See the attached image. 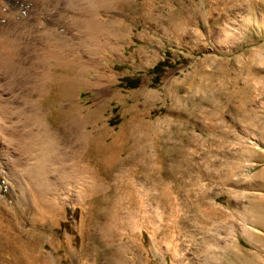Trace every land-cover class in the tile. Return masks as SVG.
Here are the masks:
<instances>
[{
	"label": "rangeland",
	"instance_id": "374dc122",
	"mask_svg": "<svg viewBox=\"0 0 264 264\" xmlns=\"http://www.w3.org/2000/svg\"><path fill=\"white\" fill-rule=\"evenodd\" d=\"M49 1L19 0L15 3V0H0V38L2 37V40L0 39V64L2 63L0 66V128H2L0 131H2L0 133L5 135L6 132L5 140L9 138L12 142L10 144L7 139L9 144L6 141L2 144L4 150H0L5 155H10L11 169L15 172L12 184L5 175L7 168L3 167L0 158L2 167H0V196L8 199L4 200V203L0 200L3 203L0 202V223L4 225L11 220L16 229L18 228V235L21 238L29 240L32 237V240L34 238L38 240L37 247L47 241V249L54 256L52 264H264V245L260 242L254 244L242 236L232 241L231 237L229 238L239 235L243 224L245 227H251V220L245 218V214H248L247 209L251 202L257 201L255 196L256 199L264 200L262 198L264 196L262 184L264 182V0ZM2 3H6L5 6ZM49 5L56 10V12L54 9L52 11L54 20L49 19L50 24L53 25L57 22L59 24L66 22V18L62 16V9L67 8L71 14L75 13L77 16L84 11L88 14L91 12L93 16L85 13L84 15L87 16L83 15L91 22L97 12L100 15L96 17L97 22L101 23L105 19L101 30H96L103 32L97 34L98 40L101 41L97 43H102L99 44L100 46L95 44L100 47L99 50L96 49L97 47L94 48L92 41L89 46L83 44L85 40L97 36L93 31V36L87 37L90 29L91 32L93 29L90 21L88 25L91 27L87 28V23H85L87 27L83 23L87 21L86 18L79 15L85 21L81 19L78 24L80 23L81 26L84 24L86 27L84 29H88V34L84 36L83 32L81 33L83 27L78 26L77 21L72 22L71 25L75 42L78 40V45L74 44L76 48L78 47L77 50L80 52L81 45L86 47L84 58L92 62L100 55L101 61L105 63L102 80L94 82L92 75H89L86 77L90 80L89 83L74 91L73 95L76 96L74 98L79 100L78 107L80 109L85 107L82 111V119L78 116L80 119H74L75 114L74 118H70L71 115L67 118L68 114L63 117L64 113L61 111L69 104L68 99L48 105L45 96L39 99L40 92L37 95L38 92L33 89L37 87L33 81L37 79L33 76L37 74L35 71L42 73L46 69L45 65L53 62L48 54H59V49L64 44L61 38L47 42L48 37L39 28L41 24H36V20L37 23L48 21L50 16L46 10ZM12 8L17 10L10 11ZM4 10L10 12L7 11L8 14H5ZM8 19L10 20L6 21ZM32 23L33 25H30ZM57 29L66 31L61 25ZM79 35L85 38V42L83 37L80 40ZM9 37L14 38V41H9L7 46ZM96 40L95 38L94 41ZM82 48L80 49L83 50ZM40 55L42 57L48 55L49 58L43 59ZM41 61L43 62L40 63ZM38 63L43 68H39ZM7 64H11L12 66L9 65L11 68H8ZM3 65H6L4 70ZM97 81L99 84H96ZM34 92L37 93L36 96ZM114 93H118L120 98H112L111 95ZM31 94L33 97H30ZM32 98H35L38 105L34 104L35 100ZM38 107H40L39 111ZM47 108H51L52 110L49 111L54 114L63 113L54 124L47 115L48 111L45 113ZM28 110L31 111L29 115ZM36 112L39 114L37 115ZM35 115L42 116L37 118ZM70 119H74L76 125L73 120L70 122ZM129 119H132L129 128L131 141L128 139L127 144L120 145L119 159L117 158L112 172L105 174L104 179L101 177L102 174L99 175L100 177L98 175L91 177L92 174L90 176L93 180L103 179L98 182L105 187V189L103 187L104 193L101 191L98 195L92 196L99 198L97 209L100 217L91 224L89 218H86L90 210V200L83 201L81 205L74 201L75 195H63V192L68 193L69 190L71 193L78 192V187L72 182L70 173L73 151L67 143H71L70 139L74 137L76 131L74 127H78L81 120V124L87 122L83 126L91 132L92 136L87 132L91 139L96 137L98 128L104 130L105 123L107 128L118 131L120 129L118 127ZM49 121L51 125L53 124L51 130L54 131V128L56 130L55 141L59 138V144L50 145L49 153L51 152L50 156L53 159L48 155V157L45 155L47 158L44 159L43 156V172H46H42L41 186L45 188L43 191L50 189L57 200L66 201L63 204L66 206L60 209L56 217L37 220L38 222L34 223L33 209L40 206L31 188L35 169L32 168L34 163H30L32 159L36 160L37 150L31 149L34 146L29 144L31 137L28 135L32 129L44 130V124H49ZM96 122L98 128L93 133ZM92 124L94 128L91 127ZM68 127L69 131L66 130ZM91 128L93 131L90 130ZM72 129L75 131L73 132ZM64 130L67 132L65 133ZM126 130L128 129L125 127L124 132ZM20 131L26 135L24 136ZM17 138L19 142H15ZM21 141L23 147L20 146ZM29 148L33 153L29 152L31 151ZM240 150L242 153L244 150L246 155L241 158L240 167H237L234 155L241 152ZM28 152L34 154L35 159ZM28 154L32 156L29 158L30 163L27 159ZM66 154H68L67 163ZM59 155L63 157L59 159ZM83 159L79 157L82 161L79 164L88 165V160L83 161ZM61 160L64 162L62 163ZM26 161L32 166L29 167ZM61 163L62 165L66 163V167ZM90 164L92 165L89 160ZM29 169L34 173L31 176L28 173ZM66 173L71 178L68 182ZM15 178L21 186L15 183ZM130 189L131 192L138 191L136 196L142 193L143 199L141 196V199L137 197L141 203L133 205L130 200H126L135 195L129 191ZM52 194L48 193V196L51 197ZM107 195L111 198L116 195V199L123 198L124 211L120 210L122 212V215L119 213L120 216L117 213L119 218L129 213L130 209L136 214L139 211L138 217L143 226L140 223L138 226V218L137 226L133 225L136 228L131 229L127 224H130V221L126 223L125 219H122L124 222L122 224L119 218H115V211L112 214L115 217L108 216L106 211L109 214L108 211L111 209L104 208L109 204ZM18 199L22 201L18 202ZM9 205L12 207L15 205V211L18 213L10 211ZM131 205L132 208L135 206L137 208L132 209ZM128 209L129 212H126L125 210ZM101 214L105 215L101 216ZM114 219L116 221L112 224ZM18 222L21 223L19 224L21 228ZM123 225L125 227H122ZM255 228L261 230L259 227ZM116 245L127 247L122 250L118 262L110 254V248L116 249L118 247ZM0 256V264L26 262V256L19 247H14L13 250L9 247L0 249ZM44 261V258L38 257L40 264Z\"/></svg>",
	"mask_w": 264,
	"mask_h": 264
},
{
	"label": "bare ground",
	"instance_id": "6f19581e",
	"mask_svg": "<svg viewBox=\"0 0 264 264\" xmlns=\"http://www.w3.org/2000/svg\"><path fill=\"white\" fill-rule=\"evenodd\" d=\"M18 2H19V0H17ZM16 0H15V3L17 2ZM29 1V0H28ZM49 1V0H48ZM83 1V0H82ZM202 1V0H201ZM6 2V1H5ZM50 2V1H49ZM51 3V2H50ZM92 3V2H91ZM95 3V2H94ZM4 6H5V4L4 3H2ZM55 4H56V2H55ZM97 4V3H96ZM8 5V4H7ZM6 5V6H7ZM51 5H49V7H48V9L46 10L47 12H49V18H48V21L47 22H38L37 23V20H36V18H35V20H36V24L37 25H39V23L41 24V27H39L40 29H41V31L42 32H44V34H45V36L46 37H48V39L46 40L47 42H49V41H51V40H53L52 42H54V40H56V38H61L62 40H63V42H64V44H62L63 46H61L60 47V49H59V51H60V53L59 54H48L49 56H50V58L53 60V62L51 63L50 62V64H46L45 65V70H43L42 71V73H40V72H36L35 70H36V68H38V66L36 65L35 67V73H37V74H33V76H35L34 78H37V79H34L33 81H34V83L36 84L35 86H37L36 87V89L33 87V89L36 91V92H38V94L37 95H39V92H40V95L41 96H39V99H40V97H44L45 96V99H46V101L48 102V105H51V104H53L54 102H57V101H59V100H65V99H68L67 101H68V107L66 106L65 108H64V110H62L61 112H63L64 113V115H63V117H65V116H67L66 114H68V117L67 118H69V115H71V117L70 118H72L73 117V115L75 114L76 116H75V118L74 119H76L77 120V118L78 117H80L81 119H82V116H83V109L85 108H83V109H80L79 107H78V99H75L74 97H76V96H74L73 94H74V91H76L78 88H80L81 86H83V85H86V83L88 82L89 83V79H87L86 77L87 76H89V75H92L91 77H92V80H94V82L96 81V80H102L101 78L104 76V70H105V66H104V62H102L101 60V58H100V55H98V57H96V59L97 58H99V60H96V59H94L92 62L90 61H87L88 59H85L84 58V56H85V54H84V50H85V48L86 47H84V46H82L81 45V43H79L80 45H81V47L80 48H82V47H84V49L83 50H81L80 48H79V50H80V52L77 50V48L75 47V45L77 46L78 45V40L75 42V37H74V35L75 34H73V28L71 27V25H72V22L74 23V21H75V23H76V21H77V23L76 24H78V22H81L82 20L81 19H83V17L84 16H87V15H90V14H92L91 12H90V14H88V12L86 13L85 11L81 14V16H83L84 15V13L85 14H87V15H84L83 17H80L79 15L80 14H78V16L77 15H75V13L74 14H71L69 11H68V8L67 9H62L63 11H62V16L63 17H65L66 18V22L64 23V24H59L58 22L56 23V25H53L52 23L50 24V20L49 19H51V20H54L52 17H54L53 16V14H52V11H54L55 9H54V7H50ZM98 6V5H97ZM191 6V5H190ZM10 7H11V5H10ZM67 7V6H66ZM80 7V6H79ZM92 7H93V5H92ZM192 7V6H191ZM6 8V7H5ZM47 8V7H46ZM54 9V10H53ZM96 9V8H95ZM15 9L14 8H12V9H10V11H14ZM17 10V9H16ZM15 10V11H16ZM49 10V11H48ZM93 10V9H92ZM183 10V9H182ZM195 10V9H194ZM5 11V10H4ZM8 11V10H7ZM7 11H5V14H8L7 13ZM10 11H8V12H10ZM73 11V10H72ZM94 12H95V10H93ZM54 12H56V10L54 11ZM58 12V11H57ZM10 14V13H9ZM3 15H4V13H3ZM21 15V14H20ZM25 15V14H24ZM61 15V14H60ZM95 16H94V19L92 18V22L90 21V23H92L91 25H92V32H91V29H90V33L88 34L87 33V31H88V29L87 30H85L86 29V27H87V25L89 24V21L87 20V19H89V18H87V17H84V18H86V22H83L84 24L85 23H87V25L85 24V26H84V24H82V26H81V24L79 23L78 24V26H81V27H83L82 29L85 31V33H84V31H82V29L79 27L78 28V31L81 29V33L83 34V36L84 35H87V37L89 38V37H91V36H93V34L94 35H97L98 33H103V32H98L99 30H101V28H102V24L104 25V20L103 21H101V23H99V21L97 22L96 20H97V15L98 16H100L99 15V13L97 12V13H95L94 14ZM2 16V15H1ZM11 16V15H10ZM27 16V15H26ZM25 16V17H26ZM75 16H77V17H75ZM92 16H93V14H92ZM3 17V16H2ZM21 17V16H20ZM76 19L77 18V20H74V18ZM89 17V16H88ZM91 17V16H90ZM8 18H9V16H8ZM56 18V17H55ZM2 19V18H1ZM5 19V18H4ZM24 19V18H23ZM31 19V18H30ZM73 19V20H72ZM80 19V21H78ZM10 19H8V20H6V21H9ZM39 20V19H38ZM57 20V19H56ZM31 21H32V19H31ZM83 21H85L84 19H83ZM63 22V21H62ZM103 22V23H102ZM107 22V21H106ZM8 23V22H7ZM18 23V22H17ZM30 23V22H29ZM114 23V22H113ZM11 24V23H10ZM9 25V24H8ZM30 25H33V23L32 24H30ZM59 25H61V27H65V30L66 31H58V29H57V27L59 26ZM107 26V25H106ZM91 26H89L88 25V27L87 28H90ZM95 27V28H94ZM97 27V28H96ZM118 27V26H117ZM122 27V26H121ZM77 28V27H76ZM85 28V29H84ZM105 28V30H106V27L105 26H103V29ZM98 29V31H96ZM117 29H119V28H117ZM93 31H94V33H93ZM104 31V30H103ZM80 32V31H79ZM3 33V32H2ZM93 33V34H92ZM3 35V34H2ZM5 35V34H4ZM3 35V36H4ZM1 36V35H0ZM15 36H17V35H15ZM80 36V35H79ZM82 35L80 36V40H81V38L83 37ZM102 36V35H101ZM86 37V36H85ZM87 37H86V39H87ZM93 37H95L97 40H96V42L94 41L95 40V38H93ZM92 38H89V39H87V40H85V38L83 39V41L85 42V43H87V42H89V43H87V44H85V43H83L82 41V43L84 44V45H88L89 46V44L91 43L90 41H92V45H94V48H96L97 47V45L95 46V44H98L97 43V41L99 42L100 41V39L98 40V35L97 36H93ZM2 38V37H1ZM0 38V39H1ZM10 38V37H9ZM4 39H6L5 37H4ZM2 40V39H1ZM0 40V41H1ZM8 40V42L6 41V40H4V41H6L8 44H6L7 46L9 45V41H14V38L13 39H11L10 38V40L9 39H7ZM43 40V39H42ZM79 40V41H80ZM15 41H16V39H15ZM59 41V40H58ZM46 42V43H47ZM93 42H95V43H93ZM101 42V41H100ZM1 43V42H0ZM51 43V42H50ZM55 43H57V42H55ZM62 43V42H61ZM5 44H2V45H4V47H7V46H5ZM12 44V43H11ZM11 44H10V47H11ZM75 44V45H74ZM99 44H101L102 45V43H99ZM98 44V46H100ZM14 45H15V43H14ZM91 45V46H92ZM104 45V44H103ZM16 46V45H15ZM90 46V47H91ZM1 47V46H0ZM20 47V46H19ZM12 48L13 47H11V50H12ZM100 48V47H99ZM99 48L97 47L96 49L97 50H99ZM4 49V48H3ZM6 49H8V48H6ZM87 49H89L88 47H87ZM87 49H86V51H87ZM2 50V49H1ZM17 50V49H16ZM15 50V51H16ZM92 50H95V49H92ZM92 50H90V51H92ZM51 51V50H50ZM81 51H83V52H81ZM101 51V50H100ZM1 52V51H0ZM3 52V51H2ZM5 52H7V51H5ZM94 52V51H93ZM95 52H96V50H95ZM82 53V54H81ZM86 53V52H85ZM91 53V52H90ZM1 54V53H0ZM9 54V53H8ZM45 54V53H44ZM95 54V53H94ZM12 55V54H11ZM46 56V57H42L41 55V57L43 58V59H45V58H49V56ZM5 56V55H4ZM88 56V55H87ZM97 56V55H96ZM14 57V56H13ZM86 57V56H85ZM91 57V56H90ZM10 58V57H9ZM12 59V58H11ZM41 59V58H40ZM47 59H46V61H47ZM90 59V58H89ZM42 60V59H41ZM45 61V60H44ZM39 62V61H38ZM43 61H41L40 63H42ZM49 62V61H48ZM14 63V62H13ZM45 63V62H44ZM47 63V62H46ZM4 64V63H3ZM8 66V68L10 67L9 65H11V64H7ZM38 65H39V63H38ZM41 65H43V64H41ZM0 66H2V63L0 64ZM6 66V65H5ZM4 65H3V70L6 68ZM12 66V65H11ZM33 66H34V64H33ZM44 66V65H43ZM40 67H42V66H40L39 65V68ZM11 68V67H10ZM30 68V67H29ZM32 68H34V67H32ZM31 68V69H32ZM38 68V69H39ZM43 68V67H42ZM1 69H2V67H1ZM14 69V68H13ZM37 69V70H38ZM108 70V69H107ZM30 71V70H29ZM32 71V70H31ZM38 73H40V74H38ZM31 75H32V72H31ZM38 75V76H37ZM41 75V76H40ZM32 81V80H31ZM93 82V83H94ZM99 81H97L96 82V84L98 83ZM99 84V83H98ZM88 85V84H87ZM34 86V85H33ZM89 86H91V85H89ZM38 88V89H37ZM87 88H88V86H87ZM86 88V89H87ZM33 89H32V91H33ZM44 89V90H43ZM84 90V89H83ZM31 91V92H32ZM43 91H44V93H43ZM79 92V91H78ZM116 92V91H115ZM34 94H35V92H34ZM36 94H35V96H36ZM76 94V93H75ZM1 96V95H0ZM32 96V94L30 95V97ZM33 97V96H32ZM111 97L112 98H120V96L118 95V93H114V94H112L111 95ZM32 99H34L35 100V98H32ZM31 99V100H32ZM28 100V99H27ZM32 102H33V100H32ZM37 102H39V101H37ZM8 103V102H7ZM34 103V102H33ZM42 103V102H41ZM32 104V103H31ZM35 105H38L37 103H36V100H35V103H34ZM66 104H67V102H66ZM35 105H34V107H35ZM32 106V105H31ZM41 106H42V104H41ZM40 106V107H41ZM3 107V106H2ZM40 107H38V111H39V108ZM12 109V108H11ZM18 109V108H17ZM48 109V108H47ZM45 110V113H46V111H48L47 112V115L51 118V123H55V122H57L60 118H61V114H63V113H53V112H50L49 111V109H51V108H49L48 110ZM44 110V109H43ZM52 110V109H51ZM89 110V109H88ZM87 110V111H88ZM29 111V110H28ZM32 111L34 112V110H33V108H32ZM100 110L98 109V112H99ZM33 112H32V115H33ZM97 112V113H98ZM23 113V112H22ZM28 113V115H29V113L31 114V111H29V112H27ZM18 114V113H17ZM35 114V113H34ZM36 114H37V112H36ZM39 114V113H38ZM37 114V115H38ZM42 114V113H41ZM86 114V113H85ZM25 115V114H24ZM27 115V116H28ZM37 115H35L36 117H37ZM43 115V114H42ZM42 115H39L37 118H39L40 116H42ZM45 115V114H44ZM88 115V114H87ZM86 115V116H87ZM20 116V115H19ZM26 116V115H25ZM78 116V117H77ZM31 116H29V118H30ZM44 117V116H43ZM42 118V117H41ZM80 118H78V119H80ZM86 118V117H85ZM88 118H89V116H88ZM30 119H33V117L32 118H30ZM45 119V118H44ZM74 119H72L73 120V122H75V124L74 125H76V121L74 120ZM99 119V118H98ZM21 120V119H20ZM37 120H40V119H37ZM37 120H36V124H37ZM64 120V119H63ZM62 120V121H63ZM71 120V119H70ZM72 120L70 121V122H72ZM84 120V119H83ZM32 121V120H31ZM35 121V120H34ZM33 121V122H34ZM82 121V120H81ZM81 121H80V123L77 125L78 127H74V129L76 130H74V129H72V131L74 132V137H72L71 139L69 138V136H68V138L70 139V140H72V141H70L71 143H67L70 147H71V150L73 151V153H71V154H73L71 157H73V159L70 157V155H69V157H70V159H72V162H73V164L72 163H70L71 164V166H72V170H71V175H72V177L71 178H73V180H72V182L75 184V187H78V192H76V193H71V192H69L68 190V193L66 192V193H64L63 192V195L65 196V194H72V195H75L76 197V200L74 199V201H77V202H79L81 205H82V202L83 201H86V200H90V206H89V208H90V210H89V214L87 215L88 217H86V218H89V221H90V223L92 222V221H94L95 219H97V218H99L98 217V203H99V198L97 199V198H94V197H92V196H96V194L98 195V193H100L101 191H103V193H104V190H103V185H101V184H99V182H98V180L99 181H101V180H103L104 178H106V175L105 174H107V173H110V172H112V170L114 169L113 167H114V165H115V163H116V161H117V158H118V151L120 150V147L122 146L121 144H127L128 143V139H129V135H130V133H129V128L131 127V125H132V119H129V120H127V121H125V123H123L120 127H118V128H120L118 131H115L114 129H109V127L107 128V126H106V123L105 122H103V123H105V127H104V130H102V129H99L98 127H96L98 124H97V122L96 123H94V126L96 127L95 128V130L93 131L92 130V128L90 129L91 131H93V133L96 131V129H97V134H96V137L94 136L93 138H89L90 136H92L90 133L91 132H89L87 129H85V125H86V123L84 122L83 124H81ZM20 122V121H19ZM78 122V121H77ZM94 121H92V123H93ZM35 123V122H34ZM34 123H32V124H34ZM40 123H42V122H40ZM51 123H50V121H49V124L48 123H45L44 125H45V127L43 128L44 130H39L38 129V131L36 130V131H34V129H32L31 130V132H30V134L28 135V136H30L31 137V139L28 141L29 142V144H33L32 146H34V148L32 147L31 149L34 151L35 149L37 150V152L35 151V156L37 155V157H36V160H34L33 161V159L31 160V159H29V158H32V156L34 157V159H35V156H34V154H32L33 152H32V150L31 151H29V152H32V153H29L30 155H32L31 157H30V155L28 154L27 156H29L27 159H28V162H29V160H31V163L30 164H33L34 163V166L32 167V168H34L35 170H33L32 168V170H33V172L35 173V177H34V182H33V184H34V186H33V184H31V188H33V191H34V194H35V196H36V198H37V200H36V202H37V204L40 206V207H34L35 209H33L34 210V217H35V219H34V223L38 220V221H40V220H47L48 218H50V217H52V216H57L58 215V213L60 212V209H62V207H63V209L65 208V206L66 205H64L63 206V204H65V202L66 201H63L62 199L60 200V199H58L57 200V197L56 196H54V194H52V191L50 192V189L49 190H47V191H43L45 188L44 187H42L41 186V183H42V172H43V156H49V158L50 159H53L52 158V156H50V153H49V150L51 149V147H50V145L51 144H59V142H58V140H59V138H57L58 140L57 141H55L56 140V136H55V134H56V130H55V128H54V131H52L51 130V128L50 127H52L53 126V124L51 125ZM67 123V122H66ZM134 123V122H133ZM20 124V123H19ZM63 124V123H62ZM70 124V123H69ZM69 124H67V126L69 125ZM88 124H89V122H88ZM97 124V125H96ZM30 125H31V123H30ZM35 125V124H34ZM33 125V126H34ZM72 125V124H71ZM70 125V126H71ZM84 125V126H83ZM21 126V125H20ZM29 126V125H28ZM66 126V125H65ZM66 126V127H67ZM93 126V124L91 125V127ZM94 126H93V128H94ZM110 126V125H109ZM27 127V126H26ZM35 127V126H34ZM62 127V126H61ZM64 127V126H63ZM103 126H101V124H100V128H102ZM127 128L128 130H126V132H124V128ZM23 128V127H22ZM29 128V127H28ZM77 128V129H76ZM113 128V127H112ZM115 128H116V126H115ZM117 128V129H118ZM0 129H2V128H0ZM19 129V128H18ZM30 129V128H29ZM58 129V128H57ZM64 129H66V128H64ZM70 129H71V127H70ZM116 129V130H117ZM6 130V129H5ZM17 130V129H16ZM59 130H60V128H59ZM67 131H69V127H68V129H66ZM66 130H64L65 131V133L67 132ZM2 131V130H1ZM0 131V132H1ZM18 131V130H17ZM58 131V130H57ZM61 131V130H60ZM72 131H70V132H72ZM22 131H20V133H21ZM87 132H89V137H88V135H87ZM134 132V131H133ZM5 133V135L7 136V134H6V132H4ZM17 133V132H16ZM61 133H63L62 131H61ZM22 134L24 135V133L22 132ZM22 134H21V136H22ZM69 134V133H68ZM72 134V133H71ZM5 135L4 134H2V133H0V149H3L4 150V146L2 145V144H5V142L7 141V139H8V141H9V138H7L6 140H5ZM15 135V134H14ZM26 135V134H25ZM24 135V136H25ZM131 135H132V133H131ZM17 136V135H16ZM21 136H19V139L21 140ZM59 136V135H58ZM131 137V136H130ZM23 138V137H22ZM26 138H27V136H26ZM65 138V137H64ZM63 138V139H64ZM109 138H111L110 140H109ZM11 140H12V138H10ZM15 139H16V137H15ZM18 138H17V141H15V142H19L18 140H19ZM24 139V138H23ZM132 139V138H131ZM27 140V139H26ZM66 140V139H65ZM130 140V139H129ZM6 142L7 144H9V142H10V144L12 143L11 141H9V142ZM13 141H14V139H13ZM22 141H25V140H22ZM22 141L20 142V143H18V145L20 144V146L22 145ZM64 141V140H63ZM67 141V140H66ZM65 141V142H66ZM131 141V140H130ZM65 142L63 143V144H65ZM17 144V143H16ZM24 145L26 146V143H24ZM121 145V146H120ZM133 145H135V144H133ZM19 146V147H20ZM27 146H28V143H27ZM31 146V145H30ZM52 146V145H51ZM54 146V145H53ZM58 146V145H57ZM130 146H132V145H130ZM22 147H23V145H22ZM56 147V146H55ZM55 147H54V149H55ZM62 147V146H61ZM125 147V146H124ZM133 148H135L136 146H132ZM139 147V146H138ZM138 147L136 148V149H138ZM56 148H58V147H56ZM24 150H25V148H23ZM28 149V150H29ZM39 149V150H38ZM65 149H67V145H66V148H64V151H63V154L65 153ZM129 149H131V147L129 148ZM141 149V148H140ZM27 150V151H28ZM56 150V149H55ZM54 150V151H55ZM59 150V149H58ZM38 151H39V153H38ZM51 151V150H50ZM54 151H53V153H54ZM57 151V150H56ZM72 151H70L69 150V152H72ZM133 151V150H132ZM239 151V150H238ZM241 152H238V153H235V159H236V161H235V164H236V166L238 167L240 164H239V162H240V160H242L241 158H243L246 154H245V152H244V150H243V153H242V150H240ZM5 152V151H4ZM131 152V151H130ZM136 152V151H135ZM27 153V152H26ZM58 153H60L59 151H58ZM140 153V152H139ZM141 153H142V150H141ZM55 154H57V153H55ZM69 154V153H68ZM68 154H66L67 155V159L65 158V161L66 160H68ZM143 154V153H142ZM52 155V154H51ZM65 155V154H64ZM129 155H131V154H129ZM128 155V156H129ZM133 155V154H132ZM146 155V154H145ZM10 156V155H9ZM9 156H7V155H5V153H3L1 150H0V158L2 159V165H3V167L5 168H7L6 170V173L5 172H3V173H5V175L7 176V178L10 180V182L13 184V176H14V173L15 172H13V170L11 169V160H10V158H9ZM45 156V158L44 159H46L47 157ZM61 155H59V159L60 158H62V157H60ZM20 157V156H19ZM53 157H55V155L53 154ZM57 157V156H56ZM79 157H83L84 159H83V161H87L88 160V165L87 164H85V166H83V165H80L79 164V162L81 161V160H79ZM139 157V156H138ZM56 159V158H55ZM69 159V160H70ZM119 159V158H118ZM141 159H143V156L141 157ZM63 160V159H62ZM62 160H61V162H62ZM89 160H90V163H92V165L90 164L89 165ZM27 162V161H26ZM27 162V163H28ZM33 162V163H32ZM64 162V161H63ZM62 162V163H63ZM69 162V161H68ZM82 162V161H81ZM80 162V163H81ZM26 163V164H27ZM28 163V164H29ZM51 163V162H50ZM54 163V162H53ZM62 163H61V165H62ZM66 163H67V161H66ZM66 163L64 164V165H62V166H64V167H66ZM29 164V165H30ZM28 165V166H29ZM253 165V164H252ZM28 166H27V170H28ZM32 165H30L29 167H31ZM71 166H70V168H71ZM92 166V167H91ZM1 167V166H0ZM52 167V166H51ZM64 167H62V168H64ZM116 167V166H115ZM240 167V166H239ZM2 168V167H1ZM69 168V169H70ZM25 169V170H26ZM66 169H68V167L66 168ZM18 170H20L19 168H18ZM24 170V171H25ZM26 170V171H27ZM32 170H30L29 169V171H31V173L28 171V173H29V175L31 176V175H33L34 173L32 172ZM64 170H65V168H64ZM16 171V170H15ZM63 171V170H62ZM67 171V172H68ZM46 172V171H45ZM45 172H43V173H45ZM66 172V171H65ZM89 172V175H87V173ZM33 173V174H32ZM69 173V174H70ZM62 174V173H61ZM91 174H92V176H91ZM103 175V176H101V177H103V179H101V178H99L100 176L99 175ZM112 174V173H111ZM115 174V173H114ZM19 175V174H18ZM18 175H16V176H18ZM68 174L66 173V176H67ZM96 176L97 177V175L99 176L98 178L99 179H94V180H97V181H94L93 179H91V177H93V176ZM104 175H105V177H104ZM91 176V177H90ZM94 176V177H95ZM115 176V175H114ZM88 177H90V179H88ZM117 177V176H116ZM42 178V179H41ZM66 178H68V180H67V182L69 181V179L71 180V178L69 177V176H67ZM108 178V177H107ZM16 179V178H15ZM106 180V179H105ZM116 180V179H115ZM21 182V181H20ZM66 182V183H67ZM72 182H70V183H72ZM102 182H104V181H102ZM107 182V181H106ZM15 183H17V179H16V182ZM32 183V182H31ZM18 184V183H17ZM16 184V185H17ZM30 184V183H29ZM107 184V183H106ZM122 184V183H121ZM120 184V185H121ZM125 184V183H124ZM129 184V183H128ZM127 184V185H128ZM263 185H264V182L262 183ZM261 184V185H262ZM24 185H25V183H24ZM24 185H22V187L24 186ZM27 185V184H26ZM119 185V186H120ZM133 185H135V184H133ZM133 185H131L132 187H133ZM252 185H254V184H252ZM18 186H21L20 184H18ZM129 186V185H128ZM22 187H21V191H22ZM108 187V186H107ZM124 187H126V186H124ZM130 187V186H129ZM131 187V188H132ZM24 188H27V187H24ZM70 189H71V185H70V187H69ZM127 188V187H126ZM125 188V190H126V192H127V189ZM133 188H135V187H133ZM13 189V188H12ZM18 189V191H19V187L17 188ZM58 189H60V188H58ZM58 189H57V191H58ZM104 189H105V187H104ZM118 189H119V187H118ZM121 189H122V186H121ZM120 189V190H121ZM124 189V188H123ZM65 190V189H64ZM133 190V189H132ZM20 191V192H21ZM24 191V190H23ZM22 191V192H23ZM25 191H26V189H25ZM108 191V190H107ZM130 192H131V189L129 190ZM128 191V192H129ZM56 192V191H55ZM115 192V191H114ZM116 192H117V190H116ZM123 192H124V190H123ZM125 192V193H126ZM137 193H138V191H136ZM16 193V192H15ZM48 193L49 194H52L53 196H51L50 197V195L48 196ZM54 193V192H53ZM102 193V194H103ZM106 193V192H105ZM132 194H135V195H132L133 197H131V198H126V200H130L131 201V203L133 204V205H137L138 203H141L138 199H137V197L138 198H140V196H141V194L140 195H138V196H136V194L137 193H135V192H131ZM61 194V193H60ZM120 194V193H119ZM119 194H118V197H119ZM128 194V193H127ZM101 195V194H100ZM100 195H99V197H100ZM121 195H122V193H121ZM124 195V194H123ZM30 196V195H29ZM128 196H130V194L128 195ZM134 196H136V198L134 197ZM257 196H260V195H257ZM103 197H104V195H103ZM102 197V198H103ZM107 197L109 198V200H108V202L107 203H109V204H107V207L105 206L104 208H109V209H111L110 211H108L109 212V214L107 213V211H106V214L108 215V216H111V217H115V215H116V217L115 218H119L118 216H120V215H122L121 213V209L123 208V203H122V199H120V198H118L117 197V199L115 198L116 197V195H115V197L112 199L111 198V196H108L107 195ZM123 197V196H122ZM127 197V196H126ZM254 197V196H253ZM19 198V197H18ZM66 198V197H65ZM107 198V199H108ZM141 198L143 199V197L141 196ZM140 198V199H141ZM258 198V197H257ZM262 198H264V196H262ZM64 199V198H63ZM67 199V198H66ZM106 199V200H107ZM258 199H260V198H258ZM258 199H256V196H255V200H257V201H253V202H251V204H250V206H249V208L247 209V213L248 214H245L246 216H245V218L247 217V218H249L250 220H251V223H250V225H251V227L249 228V227H245V224H243L242 225V229H241V231H240V234L238 235H233V236H235V237H233L232 238V236H229V238L231 239V241H232V239H238L239 237L238 236H242V237H244V239H247L248 241H251V242H253L254 244H255V242H260L262 245H264V200H258ZM0 200H2V202L4 201V200H8L6 197H1L0 196ZM34 200V201H35ZM103 200H105V198L103 199ZM124 200H125V198H124ZM125 200V201H126ZM19 201H22V199L20 200V199H18V202ZM26 201V200H25ZM31 201V200H30ZM1 202V201H0ZM1 202V203H2ZM35 202V203H36ZM76 202V204H79V203H77ZM87 202V201H86ZM124 202V201H123ZM4 203V202H3ZM2 203V204H3ZM32 203V202H31ZM34 203V202H33ZM68 203V202H67ZM88 203V204H89ZM105 203V202H104ZM8 204H10V203H8ZM18 204V203H17ZM16 204V206H18ZM79 204V205H80ZM87 204V205H88ZM106 204V203H105ZM142 204H144V202L142 203ZM37 205V206H38ZM80 205V206H81ZM102 205V204H101ZM129 205H130V202H129ZM140 205V204H139ZM138 205V206H139ZM5 206V205H4ZM15 206V205H14ZM12 207V205L10 206L9 205V209H10V211L11 210H13V211H15V207ZM84 206V205H83ZM141 206V205H140ZM139 206V207H140ZM127 208L129 207V206H126ZM125 207V209H127ZM131 208H132V205H131ZM133 208H137L136 206L135 207H133ZM132 208V209H133ZM17 209V208H16ZM100 209V208H99ZM103 209L101 210V213H102V211H103ZM129 209H130V207H129ZM129 209L128 210H125L126 212H129ZM85 210H87V209H85ZM84 210V211H85ZM21 211H22V209H21ZM113 211H115L116 212V214L113 216L112 214L113 213H115V212H113ZM122 211H124V209H122ZM135 211H137V209L135 210ZM15 212H17V211H15ZM112 212V213H111ZM18 213V212H17ZM64 213V212H63ZM86 213V212H85ZM117 213H118V216H117ZM119 213H120V215H119ZM124 213V212H123ZM146 213V212H145ZM10 214V213H9ZM125 214V213H124ZM123 214V215H124ZM127 214V215H126ZM124 216H121L120 218H119V220H121L122 221V224H124V222H123V220L122 219H125V222L127 223L128 221H130V224L129 223H127L130 227H131V229H132V227H133V225H135V226H137V224H136V219H138L139 217H138V215H139V211L137 212V214H136V212L134 213L133 212V210H131L130 209V212L129 213H126ZM129 214V215H128ZM3 215V214H2ZM20 215V214H19ZM103 215H105V214H103ZM102 214H101V216H103ZM107 215H106V219L108 218L107 217ZM145 215V214H144ZM14 216V215H13ZM60 216V215H59ZM63 216V215H62ZM1 217V216H0ZM4 217V216H3ZM54 217V218H55ZM124 217V218H123ZM137 217V218H136ZM143 217V216H142ZM141 217V218H142ZM10 218V217H9ZM15 217H13V219H14ZM105 218V217H104ZM244 218V219H245ZM2 219V218H1ZM82 219H84V218H82ZM110 219V218H109ZM112 219V218H111ZM4 220V219H3ZM3 220H1L2 222H3ZM87 220V219H86ZM37 221V222H38ZM81 221H83V220H81ZM110 221V220H109ZM108 221V222H109ZM114 221H116V219H114L113 221H112V224H113V222ZM117 221H118V219H117ZM145 221V220H144ZM143 221V222H144ZM243 221H245V220H243ZM138 222V226H139V223H140V218H139V221H137ZM33 223V224H34ZM83 223V222H82ZM85 223V222H84ZM83 223V224H84ZM94 223V222H93ZM93 223H91V224H93ZM119 223V222H118ZM117 223V224H118ZM243 223H245V222H243ZM18 224V226H19V224H21V223H17ZM44 224V223H43ZM121 224V225H122ZM141 224V223H140ZM143 224V223H142ZM141 224V225H142ZM146 224V223H145ZM35 225V224H34ZM119 226H120V223L118 224ZM126 225V224H125ZM36 226V225H35ZM143 226V225H142ZM141 226V227H142ZM247 226H248V223H247ZM20 227V226H19ZM31 227V226H30ZM34 227V226H33ZM32 227V228H33ZM55 227V226H54ZM122 227H125L124 225L122 226ZM130 227H129V229H130ZM140 227V228H141ZM255 227H259L261 230H259V229H257V230H255L256 228ZM21 228V227H20ZM126 228H128V227H126ZM133 228H136V227H133ZM254 228V229H253ZM51 229V228H50ZM83 229V228H82ZM22 230V229H21ZM25 230V229H24ZM125 230V229H124ZM19 232H20V230H19ZM26 232V231H25ZM25 232H24V234H25ZM28 232V231H27ZM80 232H82V231H80ZM40 233V232H39ZM227 233V232H226ZM229 233V232H228ZM28 234H29V232H28ZM229 234H231V233H229ZM23 235V234H22ZM34 235V234H33ZM35 236V235H34ZM33 236V237H34ZM27 237V236H26ZM131 237V236H130ZM28 238V237H27ZM38 239H39V237H37ZM130 239V238H129ZM46 240V239H45ZM131 240V239H130ZM52 241V240H51ZM37 242H38V240L37 239H33L32 240V237H31V239H29V240H26V239H23V238H21L19 235H18V228L16 229V226H15V224H12L11 223V220H9V222H7V224H1L0 223V249H6L7 247H9V249L10 250H13V248L14 247H19V248H21L22 249V251H23V253H24V255L26 256V262H25V264H40L39 262H41V261H39L38 262V257L39 258H44L45 259V261L43 262V264H52V261H54V256H52V254L53 253H50L49 252V250L47 249V241H45V242H42L41 244H40V246L39 247H37ZM107 242H109V240L107 241ZM134 242V241H133ZM133 242H130L131 244L133 243ZM50 245H51V243H50ZM114 246V245H113ZM112 246V247H113ZM120 247L121 245H116V247ZM116 248L115 249V247L114 248H110V254H111V256H113L114 257V259L115 260H117V262L120 260V254H121V252H122V250L123 249H126L127 247L126 246H124V247H120V249L119 248ZM134 248V247H133ZM135 249V248H134ZM257 249V248H256ZM226 250V249H225ZM9 251V250H8ZM8 254V256H9V252L7 253ZM15 254H17V252L15 253ZM3 256V255H2ZM6 256V255H5ZM20 255L19 254H17V257H19ZM133 257H134V255H132ZM10 257V256H9ZM109 257V256H108ZM0 258H1V256H0ZM6 258V257H5ZM10 259V258H9ZM17 259V258H16ZM15 259V260H16ZM12 260V259H11ZM112 260V259H111ZM122 260V259H121ZM8 261V260H7ZM6 261V262H7ZM17 261H19V259H17ZM261 261V260H260ZM263 261V260H262ZM261 261V262H262ZM2 262H3V260H2ZM24 263V262H23ZM42 263V262H41ZM4 264V263H3ZM12 264H20L19 262L18 263H16V262H14V263H12Z\"/></svg>",
	"mask_w": 264,
	"mask_h": 264
}]
</instances>
